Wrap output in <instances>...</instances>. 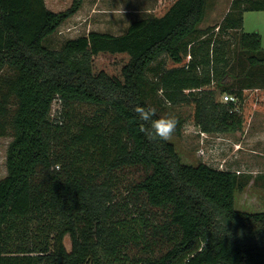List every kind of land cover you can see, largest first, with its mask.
Wrapping results in <instances>:
<instances>
[{
	"label": "trees",
	"instance_id": "16d2710c",
	"mask_svg": "<svg viewBox=\"0 0 264 264\" xmlns=\"http://www.w3.org/2000/svg\"><path fill=\"white\" fill-rule=\"evenodd\" d=\"M83 2L56 12L45 0H0V136L12 137L0 179V264H264V211L235 206L253 176L184 163L173 142L140 131L150 123L134 111L151 106L160 118L162 90L191 106L202 131H245L264 111V87L220 88L232 46L222 34L241 31L250 64L264 65L261 34L243 31L244 12L264 10V0H232L212 32L199 28L206 0H159L123 34L89 31L61 49L45 45ZM217 88L239 102L217 101ZM56 99L62 111L52 120ZM83 104L96 112L76 124ZM126 167L145 175L120 201ZM147 206L166 212L162 225L150 222ZM165 238L171 247L160 256L128 252Z\"/></svg>",
	"mask_w": 264,
	"mask_h": 264
},
{
	"label": "rangeland",
	"instance_id": "374dc122",
	"mask_svg": "<svg viewBox=\"0 0 264 264\" xmlns=\"http://www.w3.org/2000/svg\"><path fill=\"white\" fill-rule=\"evenodd\" d=\"M158 3L159 0H86L83 10H79L74 16L66 20L52 35L46 38L44 43L50 48L61 49L69 39L77 38L89 31L106 32L116 35L123 34L127 32L135 20L146 18L152 14L157 8ZM231 3L232 0H206L205 18L199 25V28L202 31L206 29L208 32H212L213 26L220 23L227 14V11L230 10ZM53 11L58 12L62 10ZM243 31L260 33L264 47V10L245 11ZM222 35L228 40L230 39L232 46L229 53L231 59L228 61V68H226L228 74L225 79L226 81L220 88L230 87L237 89L244 87L251 91L263 88L264 65L250 64L247 59L248 52L241 47L238 39L241 31L229 30L227 34ZM203 36L204 38L206 37V35ZM260 55L264 56L263 53ZM149 75L153 76V73L150 72ZM220 88L214 90L217 101L222 99L223 92H221ZM157 98L161 102L159 105L160 116L173 117L178 121L177 125L182 124V133L180 135L174 133L169 141L176 145L177 151L184 163L197 164L199 162H206L219 169L239 170L242 174H247L249 170L253 169V173L250 174L251 176L262 172L256 171V168H259L258 170L264 169V145L260 142L244 141V131L206 133L202 137L201 127L189 119L192 111L191 106L169 102L164 98L162 90L158 92ZM14 106L12 103V108ZM61 111L62 104L59 99H56L52 105L51 119L56 120ZM95 112L96 107L94 106L84 104L76 106L73 110L72 122L77 124L79 121H84L86 118L93 116ZM249 123H251V131L255 130L258 123L264 125V111L255 110ZM11 140L12 137L0 136V179L5 177L8 172L6 162L7 149ZM144 175L145 171L143 168H124V172H122L123 185L119 186V189H116L117 199L123 201L128 192L125 186L141 180ZM260 178L261 183L263 182L262 185L257 182L253 183V178L244 189H237L235 200L237 209L249 212L264 211V177ZM147 208H149L147 215L150 216V222L156 226L162 225L166 220V212L154 207L150 208L147 206ZM152 229L154 227L151 226L147 241L153 240ZM166 239L160 240L158 243L157 241L154 242L151 248L146 247L147 242L142 243L140 246L131 244L128 252L131 256L142 255L152 258L160 256L171 247V243L167 242ZM64 242L67 249L71 250L72 239L69 234L65 236Z\"/></svg>",
	"mask_w": 264,
	"mask_h": 264
},
{
	"label": "clouds",
	"instance_id": "9594fccd",
	"mask_svg": "<svg viewBox=\"0 0 264 264\" xmlns=\"http://www.w3.org/2000/svg\"><path fill=\"white\" fill-rule=\"evenodd\" d=\"M134 111L140 120L150 123V128L141 127L140 131L144 133L149 140L168 141L176 131L178 121L173 117H160L153 119L156 116L154 107L137 106Z\"/></svg>",
	"mask_w": 264,
	"mask_h": 264
},
{
	"label": "crops",
	"instance_id": "0c3cea01",
	"mask_svg": "<svg viewBox=\"0 0 264 264\" xmlns=\"http://www.w3.org/2000/svg\"><path fill=\"white\" fill-rule=\"evenodd\" d=\"M72 2L73 0H66V1L64 0L63 1L45 0L47 7L51 10H65L71 6ZM85 3H86V0H84L83 5L80 10H83ZM250 127H251V123H249L247 130L244 131V134H243L244 141H250V142H256V143L260 142L262 145H264V125L262 123L261 124L258 123V126L255 128V130H252V131L250 130ZM258 169L259 168H256L257 172L258 171H262V172H258V174H255L253 178H255L260 173L264 174V169L263 170H258ZM257 172H254V173H257ZM249 173L250 174L253 173V169L247 172V174Z\"/></svg>",
	"mask_w": 264,
	"mask_h": 264
},
{
	"label": "built area",
	"instance_id": "2783aa9c",
	"mask_svg": "<svg viewBox=\"0 0 264 264\" xmlns=\"http://www.w3.org/2000/svg\"><path fill=\"white\" fill-rule=\"evenodd\" d=\"M222 101H224V102H231V101H233V102H235V103H238L239 101V99H238V97L236 96V95H234V94H230V93H224V94H222V99H221ZM206 133H208V132H205V131H202L201 132V134H202V137L203 136H205L206 135ZM239 171V170H238ZM240 172V171H239Z\"/></svg>",
	"mask_w": 264,
	"mask_h": 264
}]
</instances>
